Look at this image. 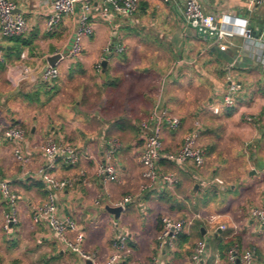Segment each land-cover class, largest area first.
<instances>
[{
  "label": "crops",
  "instance_id": "0c3cea01",
  "mask_svg": "<svg viewBox=\"0 0 264 264\" xmlns=\"http://www.w3.org/2000/svg\"><path fill=\"white\" fill-rule=\"evenodd\" d=\"M10 1L24 16L28 32L8 38L0 30V180L8 181L19 197L18 222L5 231L1 224L8 207L0 196V264H82L50 227L33 221L50 190L41 181L46 159L39 151L49 138L80 153L77 165L60 161L52 174L69 182L57 193L59 210L76 220L84 233V250L95 255L97 264L108 263L117 233L128 236L129 250L119 264H150L166 215L191 224L165 253L163 264H186L202 239L207 242L202 264H231L227 251L233 245L253 250L252 264H264V227L250 215V209L264 204V6L250 7L246 0H202L206 13L240 21L230 38L232 46L220 51L185 22L181 5L144 0L146 6L139 3L133 15H116L109 23L101 17L97 0L94 33L84 40L82 54L60 59L59 77L45 82L40 73L49 66L48 57L71 46L76 15L49 32L52 0ZM153 3L157 12H152ZM158 14L169 34L162 43L146 38L147 19ZM241 28L250 35L245 37ZM118 46L124 48L122 53L116 52ZM103 61L107 63L101 68ZM231 82L242 90L228 108L221 98ZM160 109L183 122L178 131L164 129L165 150L178 149L198 124L205 165L196 169L162 163L164 171L178 175V185L165 192L142 191L139 124ZM13 125L26 132L22 148L32 158L27 166L13 160L11 143L4 138V130ZM109 139L121 143L114 161L120 183L105 182L96 174ZM220 149L223 154L217 153ZM215 179L223 185L207 184ZM127 196L134 200L119 219L106 211ZM212 215L218 216L214 223ZM74 236L68 233L67 238Z\"/></svg>",
  "mask_w": 264,
  "mask_h": 264
},
{
  "label": "built area",
  "instance_id": "2783aa9c",
  "mask_svg": "<svg viewBox=\"0 0 264 264\" xmlns=\"http://www.w3.org/2000/svg\"><path fill=\"white\" fill-rule=\"evenodd\" d=\"M97 0H52L53 11L46 22L47 31H53L65 17L76 15L77 22L68 58L76 59L83 51L84 40L94 33L92 25L94 3ZM163 3L183 7V17L185 22L198 33L199 36L211 39L220 51H226L232 46L230 38L240 29V21L231 15L218 17L211 13H206L202 8V0H161ZM250 7L264 6V0H246ZM140 0H100V15L109 23H112L114 16L123 17L133 15L139 7ZM17 6L10 0H0V30L4 37L16 38L28 32V25L24 16L16 13ZM242 34L247 37L250 31L241 28ZM124 48L118 46L117 53H122ZM2 57L0 55V62ZM60 75L56 66H47L40 73V79L45 82L54 81ZM241 86L231 82L223 94L224 105L228 108L234 107L236 98L241 91ZM214 113H218L215 109ZM248 121H253L247 117ZM183 125L180 118L172 115L167 109L153 111L150 116L139 124L141 138L143 141L140 153V163L143 166L142 191L165 192L176 187L179 177L175 173L166 172L162 169V163L174 164L185 167L187 164L193 165L196 169H202L205 165V150L198 145L200 136L199 125L193 132L188 133L182 145L174 152L165 150L162 133L165 128L170 131H178ZM4 138L11 143L13 160L27 166L32 162V158L24 153L23 143L26 132L23 127L13 125L4 130ZM106 151L103 161L97 165L96 174L105 182L114 181L120 183V174L115 165V157L121 148V143L117 139H109L104 143ZM46 159L42 168L41 181L45 182L50 189L47 201L40 206L33 217L37 224L44 223L58 236L69 249V251L80 258L92 260L95 264V255L88 254L83 247L84 233L80 230L76 220L70 215L61 214L57 201V193L61 192L69 185L68 181H58L53 177L58 162L66 165H77L80 153L76 147L59 142L54 138L47 139L39 148ZM209 186L223 185L220 179L211 180ZM0 196L6 203L8 210L1 224V229L9 231L10 227L18 222V195L13 192L8 181L0 180ZM134 200L133 196H127L118 205L125 208ZM99 204V200L96 202ZM253 219L264 227V204L250 209ZM218 216L212 215L211 222H216ZM191 224L189 220L175 219L169 216L161 218V229L157 235L155 243V253L150 264H163L162 258L168 250L176 246L178 237L184 232L185 227ZM225 229L224 226L220 227ZM68 233H74L73 240L67 238ZM112 253L107 264H119L127 257L128 236L124 233H117L111 241ZM207 257V242L199 240L194 247L193 253L186 264H202ZM254 251H242L238 245H233L227 251V259L231 264H252Z\"/></svg>",
  "mask_w": 264,
  "mask_h": 264
},
{
  "label": "rangeland",
  "instance_id": "374dc122",
  "mask_svg": "<svg viewBox=\"0 0 264 264\" xmlns=\"http://www.w3.org/2000/svg\"><path fill=\"white\" fill-rule=\"evenodd\" d=\"M140 1H141L140 6L145 7L146 3L144 2V0H140ZM160 2H162V1L160 0ZM156 5L157 4H154V3L151 5L152 12L158 11V9L155 7ZM147 21H148V30H147L146 38L148 37L149 40L152 39L153 41H155V43H162V41L169 36V34H167V31L165 29L166 28V22H165V20L162 19V14H158L157 17L154 19H147ZM221 102H222V104H224V101L222 98H221ZM0 111H1V107H0ZM176 150H174V151H176ZM174 151H168V152H174ZM217 153L223 154L224 152H223V150L220 149V151H218ZM166 216H169V215H166ZM169 217L176 218L175 216H171V215Z\"/></svg>",
  "mask_w": 264,
  "mask_h": 264
},
{
  "label": "water",
  "instance_id": "95a60500",
  "mask_svg": "<svg viewBox=\"0 0 264 264\" xmlns=\"http://www.w3.org/2000/svg\"><path fill=\"white\" fill-rule=\"evenodd\" d=\"M68 52H69V49L67 51H65L64 53H56V54H53L52 56L48 57L47 60H48L49 66H52V67L56 66V64L58 63V61L60 59L68 56ZM106 63H107L106 61H103L101 68H103ZM123 210L124 209L121 206H107L106 207V211L109 212L111 215H113L116 219H119ZM80 260H81L82 264H95L90 259L80 258Z\"/></svg>",
  "mask_w": 264,
  "mask_h": 264
},
{
  "label": "trees",
  "instance_id": "16d2710c",
  "mask_svg": "<svg viewBox=\"0 0 264 264\" xmlns=\"http://www.w3.org/2000/svg\"><path fill=\"white\" fill-rule=\"evenodd\" d=\"M161 229V228H160ZM181 237V235L178 237V238H180Z\"/></svg>",
  "mask_w": 264,
  "mask_h": 264
}]
</instances>
